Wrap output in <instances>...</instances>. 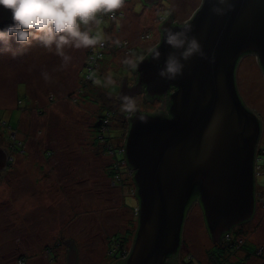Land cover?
Here are the masks:
<instances>
[{
    "label": "rangeland",
    "instance_id": "374dc122",
    "mask_svg": "<svg viewBox=\"0 0 264 264\" xmlns=\"http://www.w3.org/2000/svg\"><path fill=\"white\" fill-rule=\"evenodd\" d=\"M202 1L156 0L145 6L140 0H125L114 21L98 13L99 19L103 17L100 23L88 25L100 30L107 44L66 49L72 56L67 65L39 41L23 44L13 37L9 44L0 43V147L7 149L9 158L0 174V264H21L23 255L24 264H67V239L76 243L78 264L116 261L108 253V243L137 226L135 208L129 209L138 205L136 185L129 176L124 189L110 183L105 172L113 153L101 139L93 141L104 133L116 137L106 142V148L119 147L121 120L127 112L117 103L137 52L154 45L163 17L174 11L173 20L186 21ZM92 50L101 54L92 55ZM88 61L95 66L89 68ZM236 84L245 105L261 118L258 147H262L264 73L255 54L239 60ZM135 101L136 109L150 112L159 106L144 104L141 97ZM107 107L109 119L101 124ZM257 180L263 187L261 199L253 217L236 229L243 231L238 237L261 247L264 254V174ZM123 194L129 208L122 204ZM196 203L188 211L181 255L192 256L188 264H211L207 252L214 241ZM262 260L253 257L248 264Z\"/></svg>",
    "mask_w": 264,
    "mask_h": 264
},
{
    "label": "water",
    "instance_id": "95a60500",
    "mask_svg": "<svg viewBox=\"0 0 264 264\" xmlns=\"http://www.w3.org/2000/svg\"><path fill=\"white\" fill-rule=\"evenodd\" d=\"M143 1L149 5L154 0ZM214 2L203 0L183 24L165 21L156 47L161 62L179 52L164 41V34L169 27L191 24L190 35L209 57L215 55V62L195 54L185 61L183 73L168 81L159 75L162 64L151 52L136 66L149 95L175 90L169 95L171 117L137 110L129 121L124 153L134 170L139 212L132 248L122 258L125 264H167L182 245L187 206L195 193L215 243L255 213L262 121L241 98L236 69L252 53L264 71V0H230L234 7L223 15L212 11ZM12 23L11 10L0 5V27ZM8 161L7 149L0 147V174ZM64 242L67 264H78L75 241Z\"/></svg>",
    "mask_w": 264,
    "mask_h": 264
},
{
    "label": "clouds",
    "instance_id": "9594fccd",
    "mask_svg": "<svg viewBox=\"0 0 264 264\" xmlns=\"http://www.w3.org/2000/svg\"><path fill=\"white\" fill-rule=\"evenodd\" d=\"M123 4L124 0H0V5L11 10L13 20L7 27H0V43L9 44L13 37L23 44L31 40L39 41L49 51L54 49L67 65L72 56L66 49L95 47L105 39L100 30L94 31L88 27L90 22L100 23L97 14L115 17L114 10ZM233 7L230 0H215L212 11L223 15ZM192 28L193 25L185 24L179 30L172 27L167 29L164 41L180 51L169 53L163 62L159 59L162 55L160 47L151 49L152 58L156 59L158 65L162 64L159 75L166 81L181 75L185 61L195 54L215 62V55L209 57L200 40L190 35ZM12 54L16 55L17 51L13 50ZM44 76L47 79L48 73L45 72ZM121 108L126 112L137 110L135 95L122 94Z\"/></svg>",
    "mask_w": 264,
    "mask_h": 264
},
{
    "label": "trees",
    "instance_id": "16d2710c",
    "mask_svg": "<svg viewBox=\"0 0 264 264\" xmlns=\"http://www.w3.org/2000/svg\"><path fill=\"white\" fill-rule=\"evenodd\" d=\"M143 3H144V1H143ZM114 11L116 13V10H114ZM101 14H103L102 16L104 18H108L109 20H112V21L115 20L114 18H112L113 16H111L110 14H105V13H101ZM102 16H101V18H103ZM133 51L131 50V52H132L131 54H133ZM90 65H92L93 67L95 66V64H93V63H91ZM93 80H94V78H91V77L88 79V82L90 83V85L91 84L93 85V82H92ZM88 82L86 85H89ZM86 85H85V87H86ZM111 99H112V97H111ZM105 109L106 110L104 111V114L100 115L101 119H99V120L101 121V124H103L104 121H107L109 119V115L111 113L109 110V107H107ZM105 112H107V114ZM151 114H155V113H151ZM156 115H158V114H156ZM131 116L132 115L127 112L126 115L124 116L123 120H121L122 121V127L120 129V131H121L120 138L122 140V144H120L121 142H119V147H117V150H115L116 153L112 157L113 162H111L108 165V168L106 169V172H105L107 178L110 179V181H111L110 183H112V185L114 187L122 188V189H124L125 183H127L129 181V180L128 181L126 180V177H128L127 174L125 175V178L122 176L126 173V171H127L126 169H128V168L130 169V166L126 160L125 153L124 152L119 153V149L121 147H123V145H124L125 138H126L125 136H126L127 131L129 129V117L131 118ZM98 125H100V124L96 123V126H98ZM100 135H104V133H101ZM100 135L98 136V138L96 140L93 141L94 143L100 142V139H101ZM104 136H106L107 139L105 141L102 139L101 140L105 143L104 144L105 149L108 150V147L106 148V146L110 142V139L116 138V137H111L108 135H104ZM106 142H108V143H106ZM16 147L17 146L15 144L13 149H16ZM8 149L11 150L10 148H8ZM112 149H114V148L112 147ZM123 160L126 161L127 167L122 166L121 161H123ZM257 162L262 167L261 169H258V170L264 171V146L258 148V150H257L255 166H257ZM130 183H131V181H130ZM256 183L258 185V188L256 189L257 203H258L261 199L260 195L262 194L260 190H262L263 187L260 186V184H258V180H256ZM134 189H135V187H134ZM133 194H134V196H136V192H133ZM198 197H199V194H197V198ZM136 198H137V196H136ZM137 201H138V198H137ZM122 204L124 206H126L124 194L122 196ZM136 206L138 207V205H135L132 208H129L128 206H126V207L133 211V209L136 208ZM202 211H203V209H202ZM136 221H137V226H138V214H136ZM244 223H242V224H244ZM242 224H240V225H242ZM137 226L134 228L135 230L134 229L126 230V231H124L123 235L116 234L112 239L109 240L108 253L111 256H114V259H116L115 264H125L124 261H121V260H123L121 258V253H122L123 249L129 244V242H132V241L134 242V239L136 236V231H137ZM237 227H239V225L233 227L229 232H226L224 234V236L222 237L221 242L215 243L212 246V248H210L208 250L207 254H208L209 261L211 264H248V260L250 258L259 257V256L263 257V260H264V254H262L263 253L262 248L253 244V243L248 242L247 240H244L243 236L238 237L241 233H243V231L241 229H236ZM208 233H209V231H208ZM59 244H60V242H58V245ZM239 252L243 254L241 257L238 255ZM237 255H238V257H237ZM20 260H24V262H25L24 255L22 257H20ZM188 263L189 262H187L186 260H183V264H188ZM260 264H264V261Z\"/></svg>",
    "mask_w": 264,
    "mask_h": 264
},
{
    "label": "flooded vegetation",
    "instance_id": "af4514ba",
    "mask_svg": "<svg viewBox=\"0 0 264 264\" xmlns=\"http://www.w3.org/2000/svg\"><path fill=\"white\" fill-rule=\"evenodd\" d=\"M140 1L143 3L142 0H140ZM155 1L156 0H154L152 3H155ZM143 4L145 6H149L146 3H143ZM163 18H164V20H162V23H160V25L158 27L159 28V32H158L159 33V36L156 37L155 42H154V45L152 47H150L149 50L148 49L145 50V49L141 48L142 50L139 51L141 53H138L137 52V54L139 55V57L131 65V69H130L131 77H127V78L125 77V79L123 80V83H122V86H121V89H120V97L122 96V94H131V95H135V98L141 97L142 98V102H144V104H148V103H158L159 106H158L157 110L154 111V112H150L148 110H141L140 108L137 109V110H139L141 112L155 113V114H158L159 116L169 118V117L172 116L171 115V112L169 110V106L171 104V102L169 100V95H170V93L172 91L175 90V87H172L171 90L169 91V93L167 95L166 94H163V95H153V96H151V95L148 94V91H146V86L143 83H140V73L136 69V66H137L138 62L141 61L142 59L146 58L149 55V53L151 52V49H153L154 47H156L160 43L161 37H162L161 25L165 21H167L168 19H172L171 12L166 17H163ZM187 21H185V22H187ZM185 22H178V21L173 20V24H177V23L183 24ZM102 43H103V45H106L107 44V42H102ZM137 49H138V47H137ZM263 73H264V71H263ZM137 110H135L133 112H130V114L133 116L134 113ZM132 116H131V118H132ZM131 118L129 117V121H130ZM103 139L105 141L107 139V137L106 136H103ZM258 148H260V146ZM261 168H262L261 165L258 164V162H257V179H258V177L260 175L264 174V171L263 170H258V169H261ZM257 188H258V185H257ZM195 194L193 195L191 201L189 202V204L187 206V216H186L185 222H186V220L188 218V211H189L190 207L193 206V204H195L196 202H198L196 204L200 205V203L198 201V198H197V194L196 195ZM257 204L258 203H256V208H257ZM184 227H185V223H184ZM183 231H184V229H183ZM212 241H213V239H212ZM181 244L182 245H181V247L179 248V250L177 251L176 254L169 255L167 257V260H166L167 264H183V260H187V259H189L191 261L193 260L192 259V256L191 257L189 256L187 259H182V255H181V252L182 251L181 250H182V246L185 244L183 242V234H182V243ZM214 244H215V242H214ZM121 261H123V260H121Z\"/></svg>",
    "mask_w": 264,
    "mask_h": 264
},
{
    "label": "built area",
    "instance_id": "2783aa9c",
    "mask_svg": "<svg viewBox=\"0 0 264 264\" xmlns=\"http://www.w3.org/2000/svg\"><path fill=\"white\" fill-rule=\"evenodd\" d=\"M102 45H103V43H101ZM100 44V45H101ZM102 45H101V47H102ZM96 52H98V53H100L101 54V51L100 50H98V51H96V50H92V52L90 53V54H94V53H96ZM91 57V56H90ZM91 59V58H90ZM90 59H89V61H90ZM88 61V67L89 68H92V65H90L91 63ZM103 136L104 135H100V137H101V139L102 140H104L103 139ZM108 150L111 152V153H113V156H114V154L116 153L115 152V150H117V149H112V147L111 146H108ZM121 152H125V142H124V145H123V147H121L120 149H119V153H121ZM112 156V157H113ZM256 163V162H255ZM121 164H122V166L123 167H127V163H126V161L125 160H123V161H121ZM127 171H126V174L129 176V177H132L133 178V172H134V170L133 169H126ZM255 171H256V175H257V166H255ZM122 176V175H121ZM123 177V176H122ZM138 212H139V207H136L135 208V213L136 214H138ZM130 250H131V247H130V249L129 248H127V247H125L124 249H123V251H122V253H121V258H126L128 255H129V253H130ZM21 264H24V260H21Z\"/></svg>",
    "mask_w": 264,
    "mask_h": 264
}]
</instances>
